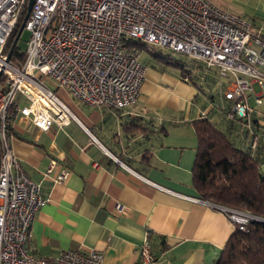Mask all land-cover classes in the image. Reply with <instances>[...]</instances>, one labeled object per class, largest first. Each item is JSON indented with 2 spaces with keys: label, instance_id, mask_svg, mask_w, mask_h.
I'll return each instance as SVG.
<instances>
[{
  "label": "crops",
  "instance_id": "0c3cea01",
  "mask_svg": "<svg viewBox=\"0 0 264 264\" xmlns=\"http://www.w3.org/2000/svg\"><path fill=\"white\" fill-rule=\"evenodd\" d=\"M211 1L264 37V0ZM144 67L134 105L111 111L68 101L79 123L47 130L19 115L14 119L12 151L25 173L41 181L43 203L27 242L32 255L94 248L102 251L104 264H139V246L147 237L156 264H216L236 228L192 187L197 146L192 122L208 118L241 149L250 147L255 132L252 151L264 157V87L253 82L247 95L249 107L256 96L262 99L259 112L227 127L222 94L228 80L219 78L212 95L208 82L198 91L177 69L159 66L154 58ZM130 121L145 129L127 133L123 124ZM51 161L57 165L51 176L68 171L63 182L43 177ZM259 169L264 174V161Z\"/></svg>",
  "mask_w": 264,
  "mask_h": 264
},
{
  "label": "built area",
  "instance_id": "2783aa9c",
  "mask_svg": "<svg viewBox=\"0 0 264 264\" xmlns=\"http://www.w3.org/2000/svg\"><path fill=\"white\" fill-rule=\"evenodd\" d=\"M25 2L0 0V264H104L102 251L94 248L55 256L28 251L30 224L43 198L41 181L25 173L10 146L16 116L39 130L79 123L44 77L91 107L117 111L134 105L145 75L130 45L138 41L198 60L205 71L215 68L220 79L228 80L222 94L230 104L227 117L243 121L250 111L259 112L262 103L256 96L249 107L247 95L253 82L264 87V37L211 0H34L24 21L29 36L23 60L14 62L11 55L6 61L5 45ZM16 95L26 105L20 107ZM54 169L51 161L43 177L63 182L68 171L59 169L51 176ZM217 208L240 231L258 219ZM138 255L139 264H156L147 237Z\"/></svg>",
  "mask_w": 264,
  "mask_h": 264
},
{
  "label": "trees",
  "instance_id": "16d2710c",
  "mask_svg": "<svg viewBox=\"0 0 264 264\" xmlns=\"http://www.w3.org/2000/svg\"><path fill=\"white\" fill-rule=\"evenodd\" d=\"M26 7L27 0L5 45V52H11L12 57L18 60H23L24 51L20 50L17 42L24 30H20V27L24 21ZM130 45L137 48L136 52L138 48L150 46L138 41H132ZM153 47L154 52L147 51L155 59L156 64L162 67H178L181 77L191 82L198 91L202 90L200 83L208 82L211 85L219 80L215 68H210L205 72L203 64L195 59L191 60V66H185L180 61V64H173L169 62V53L163 55L161 48ZM229 106L228 103L225 109L227 127L235 121H240L227 117ZM192 125L196 134L197 146L191 184L198 199L215 206L242 211L258 218L251 220L244 231L235 229L221 250L216 264H264V174L259 169L264 157L252 151L256 145V133L253 132L250 136V147L241 149L235 145L226 132L208 118L197 119L192 122ZM123 126L129 134L145 129L143 124L135 121L124 123ZM10 131L12 134V128ZM253 143H255L254 146Z\"/></svg>",
  "mask_w": 264,
  "mask_h": 264
},
{
  "label": "rangeland",
  "instance_id": "374dc122",
  "mask_svg": "<svg viewBox=\"0 0 264 264\" xmlns=\"http://www.w3.org/2000/svg\"><path fill=\"white\" fill-rule=\"evenodd\" d=\"M28 36H29V32H27L26 30H23L22 31V34H21V37L20 39L18 40L17 42V46L20 48L21 51H24L25 48H26V42H27V39H28ZM134 49H137L136 47H134ZM152 51L154 52L155 51V48L153 46H149L148 48H138L137 50V53L139 54L138 56V60L140 63L142 64H147L149 62V60L152 58L149 54L148 51ZM161 53L163 55H167L168 53L170 54L169 56V62L173 63V64H180L182 62V64H184L185 66H191L190 65V62L192 60V58L186 56V55H183V54H180V53H173V52H170L169 50L165 49V48H161L160 49ZM13 61L15 62V58L13 59ZM180 61V63H179ZM172 64V65H173ZM172 69H177V71L179 70L178 67L176 66H170ZM206 72V71H205ZM43 82L46 86H48L49 88H51L52 90H55L57 96L59 97V99H61V101L68 106V101H71V102H75V103H79L77 102L76 100L72 99L68 94L67 92L65 91H62V90H58L56 89V84L49 78L47 77H44L43 78ZM2 85H0L1 87ZM209 92L213 95V94H216L218 91H219V85H218V82H215V84H211L209 87ZM16 100H17V103L19 104L20 107H22L23 105H26L24 99L20 96V95H16ZM69 107V106H68ZM80 108H84V109H87L85 108L84 106H80ZM215 120V119H214ZM217 122V121H216ZM238 127V126H237Z\"/></svg>",
  "mask_w": 264,
  "mask_h": 264
},
{
  "label": "water",
  "instance_id": "95a60500",
  "mask_svg": "<svg viewBox=\"0 0 264 264\" xmlns=\"http://www.w3.org/2000/svg\"><path fill=\"white\" fill-rule=\"evenodd\" d=\"M34 0H27V7H26V14H25V17H24V21L26 20L30 10H31V7H32V4H33ZM24 21L23 23L21 24V27H20V30H23L24 29ZM11 57V52H8L6 54V61H8Z\"/></svg>",
  "mask_w": 264,
  "mask_h": 264
}]
</instances>
